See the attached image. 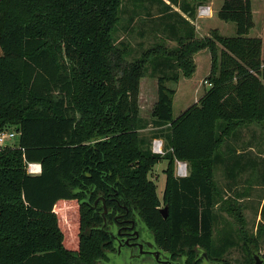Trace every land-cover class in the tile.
I'll list each match as a JSON object with an SVG mask.
<instances>
[{"label": "trees", "instance_id": "obj_1", "mask_svg": "<svg viewBox=\"0 0 264 264\" xmlns=\"http://www.w3.org/2000/svg\"><path fill=\"white\" fill-rule=\"evenodd\" d=\"M123 1L0 0V131H20L17 144L0 147V264H100L107 236L102 206L93 202L112 191L137 207L165 248L191 258L215 250L218 154L238 128L264 127L263 40L248 35L252 0H224L218 10L236 24V36L214 29L201 39L187 17L192 1L208 0H166L181 11L184 26L171 33L178 47L158 44L135 61L114 38ZM204 49L212 86L175 118L179 73L158 76L157 130L144 137L139 93L149 61H174L191 77ZM162 136L165 155L151 147ZM162 159L167 217L149 178ZM175 160L188 162L187 176L175 175ZM29 162L42 172L29 174Z\"/></svg>", "mask_w": 264, "mask_h": 264}, {"label": "rangeland", "instance_id": "obj_2", "mask_svg": "<svg viewBox=\"0 0 264 264\" xmlns=\"http://www.w3.org/2000/svg\"><path fill=\"white\" fill-rule=\"evenodd\" d=\"M192 2V9L195 10L194 15L187 18L191 20L192 25L195 27L196 38L201 39L210 36L214 29L219 30L225 36L237 35V27L234 22L224 21L218 17V10L224 0H208L205 2L204 4H210L213 11L212 16L205 18L198 17V6L194 5V1ZM260 7H262L261 2L256 0L255 9L258 11ZM176 12H181L180 8L166 0H124L119 10L120 21L114 31V38L118 46L128 49L127 60L141 59L145 50L158 44H161L165 49L175 50L179 45L178 37L176 39L171 33L177 34L178 25L184 26ZM248 35L255 36L253 28ZM199 52L201 53L194 55L197 63L195 73L191 77L184 76L183 71L177 68L174 61H170V64L168 61V63L162 65L158 63L159 60L153 58L149 61L146 75L140 81L139 93L140 114L147 125L140 131V134L144 137L149 138L157 130L152 121L154 119L153 110L158 100V76L179 73V81L176 84V94L173 101V116L175 118L192 104L198 102L201 96L211 87L204 83V80L209 78L211 71L209 66V54L211 55V52L208 49ZM169 84L172 85V82H169ZM6 129L15 131L17 126L12 125L6 127ZM157 138L163 140V149L166 154L167 141L165 136ZM7 143L17 144L18 137L7 141ZM220 150H222V147ZM167 166L168 160L162 159L149 173V178L157 185V194L162 201V208L165 207L163 195ZM216 169L213 182L215 188V222L213 230L215 250H213L211 257L222 258L228 264H253V252L264 257V224L262 221L259 222L260 216L258 215L261 203L264 201V184L262 187H256L250 197H235L232 190L235 186L238 190V186L241 184H230L229 187V184L224 183L222 168L218 167ZM228 190H231L230 194L227 192ZM263 205L261 214L264 221ZM257 228L260 229L258 233ZM257 234H259L258 240L255 239ZM201 252L205 253L203 250H200Z\"/></svg>", "mask_w": 264, "mask_h": 264}, {"label": "flooded vegetation", "instance_id": "obj_3", "mask_svg": "<svg viewBox=\"0 0 264 264\" xmlns=\"http://www.w3.org/2000/svg\"><path fill=\"white\" fill-rule=\"evenodd\" d=\"M93 203L94 207L102 206L100 212L103 223L100 229L107 236L105 257L99 260L102 264H228L222 258H212L200 251L191 258L182 252L165 248L157 240L154 230L141 217L137 207L133 203L128 204L119 191L109 192L106 197L99 195ZM253 256V264L255 257L263 260L264 264L263 256L254 252Z\"/></svg>", "mask_w": 264, "mask_h": 264}, {"label": "crops", "instance_id": "obj_4", "mask_svg": "<svg viewBox=\"0 0 264 264\" xmlns=\"http://www.w3.org/2000/svg\"><path fill=\"white\" fill-rule=\"evenodd\" d=\"M261 2L260 10L255 9L256 0H252L255 36L263 40V58H264V0ZM258 13V14H257ZM219 31V30H218ZM201 53V52H198ZM197 53V54H198ZM211 55L210 67H211ZM196 61V60H195ZM197 63V61H196ZM264 127L261 123H252L238 128L232 135L227 137L222 145L217 158L216 168L221 167L224 176V183H240L238 190L236 186L232 190L234 196L239 198L252 196L256 187H262L264 184ZM228 193L231 190L227 191ZM230 194V193H229ZM261 207L258 215L262 220ZM258 233V232H257Z\"/></svg>", "mask_w": 264, "mask_h": 264}, {"label": "built area", "instance_id": "obj_5", "mask_svg": "<svg viewBox=\"0 0 264 264\" xmlns=\"http://www.w3.org/2000/svg\"><path fill=\"white\" fill-rule=\"evenodd\" d=\"M212 7L210 4H202L198 6V17L205 18L212 16ZM204 83L208 84L209 86H212L211 81L208 79L204 80ZM20 135L19 130L10 131L8 129H3L0 131V147L11 145L10 143H7V141L12 140ZM13 145V144H12ZM152 151L156 154L164 155V142L160 138H155L152 141ZM175 175L178 177H185L189 174V164L186 161L181 160H175ZM27 172L29 174H40L42 172V166L38 162H29L27 164Z\"/></svg>", "mask_w": 264, "mask_h": 264}, {"label": "water", "instance_id": "obj_6", "mask_svg": "<svg viewBox=\"0 0 264 264\" xmlns=\"http://www.w3.org/2000/svg\"><path fill=\"white\" fill-rule=\"evenodd\" d=\"M160 212L163 214L164 217H167L168 215V206H165V207H161L160 208ZM206 264H209V263H206ZM254 264H263V260H260L259 257H255V263Z\"/></svg>", "mask_w": 264, "mask_h": 264}]
</instances>
